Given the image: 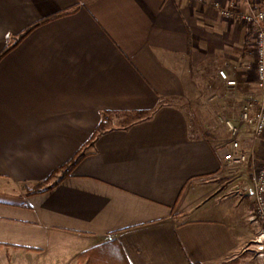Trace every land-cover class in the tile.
<instances>
[{"label":"crops","instance_id":"0c3cea01","mask_svg":"<svg viewBox=\"0 0 264 264\" xmlns=\"http://www.w3.org/2000/svg\"><path fill=\"white\" fill-rule=\"evenodd\" d=\"M212 2L0 0V53L66 11L0 58V264H79L112 240L131 264H226L251 241L255 201L217 180L231 132L197 128L187 103L211 95L210 65L225 70L235 83L217 106L253 145L254 126L228 110L258 112L253 30ZM141 109L152 117L123 127L117 115L87 143L103 111ZM82 147L60 183L28 191Z\"/></svg>","mask_w":264,"mask_h":264},{"label":"built area","instance_id":"2783aa9c","mask_svg":"<svg viewBox=\"0 0 264 264\" xmlns=\"http://www.w3.org/2000/svg\"><path fill=\"white\" fill-rule=\"evenodd\" d=\"M245 2L248 9H238L241 2ZM213 6L226 17L238 16L239 19L253 30V55L257 70V84L261 93V100L256 115L252 113V103L242 105L240 119L254 126L251 137V146L238 136L239 127L235 119L219 115L220 121L230 130V144L223 147V157L228 163H249L254 175L253 189L255 211L252 220L259 224V230L251 239L252 252L260 264H264V149L262 154H257L255 145L258 141L264 145V0H213ZM222 77L229 83L235 80L229 79L225 70H220ZM249 147V148H248ZM248 149H251L250 151Z\"/></svg>","mask_w":264,"mask_h":264},{"label":"rangeland","instance_id":"374dc122","mask_svg":"<svg viewBox=\"0 0 264 264\" xmlns=\"http://www.w3.org/2000/svg\"><path fill=\"white\" fill-rule=\"evenodd\" d=\"M208 72L211 73V75L212 74L213 75L211 79H209L208 83H206V85L204 84L201 88L202 91L205 90V88L208 89L209 93L211 94L210 96H207L208 94L202 96L203 99H205L207 102H205V100L202 99V102L204 103V105L202 103H198L197 101H192V102L187 101V103L191 106V109L189 106V110H191L195 116V125H197V128H200L201 126L204 132L213 134V132H216L217 130L219 131V130L224 129L222 126H219L217 123V122H219L220 124L222 123L219 119V115L229 117L227 114L221 113L227 110L225 109V106H217V101L219 99V95H217V90L218 89H222L223 91L228 90L227 86L229 82L225 83L224 85H220L218 81V77H217V74L221 77L220 67H218L216 71H213L212 66L210 65ZM230 107L231 109H228V110L230 111L233 110L234 113L237 114L239 113V109L242 106H239L238 104V106H230ZM228 164L229 165L226 166L228 167L226 171H224V173L220 175V177L217 179L218 182L222 184V186L227 188L228 192L232 193L233 195H236L237 193L240 192L242 201L244 202V204L247 207L249 205V207L253 208L254 195L252 193V183L250 182V180L244 177L245 175L247 177L249 176L250 179H252L253 181L254 175L252 173L251 167L248 166L247 163H241V164L228 163ZM246 165L248 166V168L246 167ZM240 217L243 222V220L245 219L243 212L240 214ZM250 220L252 221V225L254 228L253 232L255 235L257 231L259 230V226L257 222L251 219V217H250ZM248 225L251 226L249 222L248 224H246L245 222L244 224L242 223V225L240 226L242 227V229H244L243 227L247 228L246 226ZM251 248H252V243L251 241H248L245 244V247L239 253V255L233 258V260L239 259L238 264H260V261L257 260ZM233 260H231L230 262H227L226 264H231Z\"/></svg>","mask_w":264,"mask_h":264},{"label":"trees","instance_id":"16d2710c","mask_svg":"<svg viewBox=\"0 0 264 264\" xmlns=\"http://www.w3.org/2000/svg\"><path fill=\"white\" fill-rule=\"evenodd\" d=\"M66 11H62L51 15L45 19L34 22L32 25L28 26L23 32L19 34L17 41L15 43H8L6 48L0 53V58L7 53L11 48H13L19 40L23 39L33 28L37 25L49 20L57 15H61ZM120 115L122 120L120 121V125L123 127H129L140 119L150 118L153 115V110L144 109V110H127V111H114V110H105L102 112V119L96 128L94 134L91 136L90 140L87 142L91 144L95 141V139L106 129H108L112 123L113 119ZM83 154L82 151L78 156L71 159L69 162L64 163L61 166H58L54 169L43 181L39 182L36 186L29 187V192H41L48 191L55 187L58 183L63 180L65 175V171L68 166L76 163L78 157ZM88 262L87 264H131L128 260L127 254L123 248V246L117 240H112L106 243H103L94 248H90L82 252L79 257V264H83L84 262ZM239 259H235L231 262V264H238ZM201 264V263H198Z\"/></svg>","mask_w":264,"mask_h":264}]
</instances>
